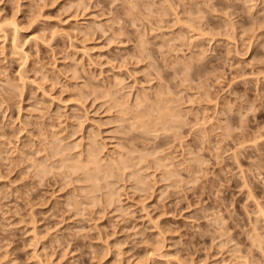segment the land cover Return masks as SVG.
Masks as SVG:
<instances>
[{"label": "clouds", "instance_id": "9594fccd", "mask_svg": "<svg viewBox=\"0 0 264 264\" xmlns=\"http://www.w3.org/2000/svg\"><path fill=\"white\" fill-rule=\"evenodd\" d=\"M0 264H264V0H0Z\"/></svg>", "mask_w": 264, "mask_h": 264}]
</instances>
